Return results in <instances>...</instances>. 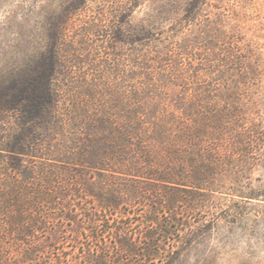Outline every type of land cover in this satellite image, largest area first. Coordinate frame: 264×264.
<instances>
[{
    "label": "rangeland",
    "instance_id": "rangeland-1",
    "mask_svg": "<svg viewBox=\"0 0 264 264\" xmlns=\"http://www.w3.org/2000/svg\"><path fill=\"white\" fill-rule=\"evenodd\" d=\"M127 2L0 0V84L27 80L55 36L60 100L55 119L29 135L34 153L15 157L31 178L10 171L0 150V264H264V0H202L198 14L180 3L166 16ZM115 27L125 41L128 29L150 38L114 44ZM132 94L168 119L131 138L133 163L145 177L181 181L119 173ZM96 115L112 123L113 152L125 150L104 171L76 163L89 157L81 147ZM16 119L1 116L0 145L15 141ZM127 181L138 189L101 209L98 195Z\"/></svg>",
    "mask_w": 264,
    "mask_h": 264
},
{
    "label": "trees",
    "instance_id": "trees-1",
    "mask_svg": "<svg viewBox=\"0 0 264 264\" xmlns=\"http://www.w3.org/2000/svg\"><path fill=\"white\" fill-rule=\"evenodd\" d=\"M145 2L150 3L151 6H155L157 10L163 11L161 15L164 14V16H166L167 13L170 12V9L172 10L175 5L180 3H184V6H182L181 9L182 13L188 14L195 12L198 14L200 10H198L195 5L201 3L202 0H128L127 4L130 8H134ZM80 6L81 4L76 3L74 7L69 8L66 12L71 14L73 11L79 9ZM115 28H109V31H106L110 42L114 44H123L126 42L128 46H132L139 44L141 41L140 39H136V36H142V40L150 38L145 28H138L137 30L128 29L125 41L121 29L118 30L116 28L115 30ZM94 32H102L101 26H96ZM50 39V52L48 54H41L38 57L37 63H35L36 68H34V72L27 78V80L20 81L19 78L13 77L0 84V121L3 113L11 111L15 112L17 115L16 126L18 128V135L16 136L15 141L7 145H0V150L10 154V157L8 158V169L10 171L12 170L14 174H17V176H20L25 180L31 178V175L36 172L33 170L34 168L32 169L23 166L15 157L34 153L33 151L28 150L29 147H32L30 144L32 138L29 135L33 128L40 127V125L44 123L50 124L55 119V114L58 112V103L60 101L57 95V89L53 84L56 76L54 51L57 37L51 36ZM182 50L184 49L182 48ZM164 60H166V58ZM126 101L127 102L124 104L125 110H122L124 112L123 130L126 132V135L124 136V140H121L120 137L119 139L122 141V144L128 142L129 152H126V159L129 160V164L125 172L119 173L133 178L152 179L162 183L181 181V178H179L180 176H177V174H159L158 172H155V174H149L150 177H145L143 176L144 173L141 169L139 170L138 168L137 170V165L133 163L134 157L130 154V145H132L130 143L131 138L137 136V133L142 130V127L145 124L156 125V128H159L164 122L168 123V119H159L153 109L147 106V103L135 94L129 96V99L127 98ZM95 118L96 120H93L87 125V128L84 129H87L89 133L88 136L84 133L86 139L84 138L85 141L82 143L84 147H81L85 152L89 153V157H81L76 163H78L77 165L87 167L91 171H104L108 170L106 168L109 165L114 164L110 158L115 156L116 152L118 159L124 161L125 158L123 152H125V150L122 149V145V147L120 146L118 148V151L113 152L114 147L109 146L108 144L113 140V134L109 133L110 130H108V124L111 125L112 123L104 119V117L97 118L96 115ZM94 123L96 124L93 125ZM99 130L102 134L98 133ZM159 137L164 138L162 136ZM73 139H75V141L79 140L76 137ZM79 142H81V140H79ZM144 156L145 158L149 157L147 154ZM107 160H110V162H107ZM59 162L63 161L59 160ZM118 165L121 166L122 163L119 161ZM38 171H41V168H39ZM152 176L156 178H153ZM186 180L193 184L197 183V180H192L188 177ZM145 185L148 186L151 184ZM138 187L136 181H127V183L122 185V191L120 193L117 191H108L106 197L99 194L98 197L101 196V198H97L101 209H118V206L121 203V198H123L121 196L131 192L130 189L134 191L135 189H138ZM48 199H51L50 195ZM16 201L19 202V199L17 198ZM54 201L55 200H53V202ZM156 213L157 209H153L152 213L149 215L151 221L157 219L155 217Z\"/></svg>",
    "mask_w": 264,
    "mask_h": 264
}]
</instances>
